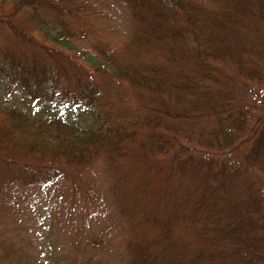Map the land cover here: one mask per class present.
Listing matches in <instances>:
<instances>
[{
  "label": "trees",
  "instance_id": "trees-1",
  "mask_svg": "<svg viewBox=\"0 0 264 264\" xmlns=\"http://www.w3.org/2000/svg\"><path fill=\"white\" fill-rule=\"evenodd\" d=\"M78 1L0 0V9L11 4L0 20L13 40L70 64L71 98L90 117L80 125L12 103V88L53 103L68 90L61 68L34 65L31 79L1 53L10 90L0 95V160L20 181L53 184L89 170L104 152L110 165L123 157L134 177L158 181L147 190L159 208L144 200L130 209L159 234L136 236L128 264H264V0H121L135 18L126 59L101 42L88 53L80 47L83 30L68 17ZM19 14L26 20H11ZM31 20L52 45L37 39ZM108 77L126 82L131 114L111 113ZM30 99L33 109L41 103ZM170 203V214L157 211Z\"/></svg>",
  "mask_w": 264,
  "mask_h": 264
},
{
  "label": "rangeland",
  "instance_id": "rangeland-1",
  "mask_svg": "<svg viewBox=\"0 0 264 264\" xmlns=\"http://www.w3.org/2000/svg\"><path fill=\"white\" fill-rule=\"evenodd\" d=\"M78 2L68 17L74 31L83 30L79 34L80 47L88 53L92 45L101 42L115 53V57L126 59L130 55L127 47L135 24L132 10L121 0ZM10 6L6 2L5 9H0L5 14L0 13V17L6 15L5 20L9 18ZM19 15L22 18H10L17 23L26 20L23 14ZM37 21L30 22L35 29L33 33L39 41L52 45V38L45 39L46 32L40 29ZM7 25L0 20V56L5 53L20 61L22 66L29 69L31 79L37 76L32 75L35 74L32 73L34 65L43 67L48 63L61 68L57 79L60 78V84L68 90L66 99L53 103L45 101L36 92H26L24 96L19 92L13 94L12 88L10 101L20 107L32 108L42 115H65L71 122L80 125L87 123L89 112L71 98L70 87L74 82L68 79L71 75L70 64L61 59V66L45 50L13 40ZM74 54V59L90 65L84 57H77L76 52ZM108 78L105 100L112 109L111 113L131 114L133 110L130 108L133 109L135 99L130 92L127 96L120 90L122 85H127L126 82L116 77ZM34 85L37 88V83ZM5 86L7 79L2 75L0 95H7L10 90ZM30 97H38L41 101L36 104V109H33ZM105 156L102 152L100 159L89 170L72 171V177L53 184L49 183L47 177L44 183L40 177L31 179L35 182L20 181L13 175L16 170L8 168L11 165L0 160V264H128L133 256V239L136 236H140L136 242H141L151 234H159L158 225L147 224L132 215V210H139L136 208L140 205L138 201H150L153 207L159 208L155 196L147 190L148 186L156 187L158 181L147 183L144 179L140 180L128 171L123 157L112 166ZM258 172L264 179V166L258 168ZM135 186L137 191H134ZM172 204H162L164 208L157 211L167 210L170 214ZM142 206L152 208L149 203ZM159 243H152V249L157 248Z\"/></svg>",
  "mask_w": 264,
  "mask_h": 264
}]
</instances>
